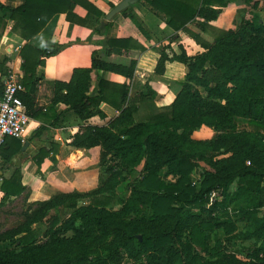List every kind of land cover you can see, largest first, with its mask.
I'll return each mask as SVG.
<instances>
[{
  "label": "trees",
  "instance_id": "1",
  "mask_svg": "<svg viewBox=\"0 0 264 264\" xmlns=\"http://www.w3.org/2000/svg\"><path fill=\"white\" fill-rule=\"evenodd\" d=\"M142 1L169 27L186 32L204 50L192 56L183 49L171 56L161 51L153 71L168 75L166 61L183 63L185 72L174 79L181 88L170 104L156 107L135 122L137 102L144 101L149 92L139 93L123 107L127 100L126 84L97 78L91 88V74L98 69L133 76L140 51L132 50L138 46L131 37L105 36L100 47L92 49L88 67L74 68L68 81L53 82L50 103L44 108L34 106L39 79L35 68L41 63V56L57 53L61 45L47 42L44 49H40L24 42L20 47L21 82L25 90L19 95L30 117L48 120L55 103L61 101L67 105V110H72L80 119H87L95 114L103 115L99 105L105 102L122 108L120 122L128 119L132 122L119 129V133L104 125L79 126L68 143L76 148L100 146V164L107 173L104 181L88 191H57L48 198L33 200L24 209L20 222L0 230V241L8 240L11 244L10 248L0 249V264H119L124 257L135 264H196L201 253L195 244L206 249L209 230L220 223L226 231L232 230L231 221L219 219L225 214L213 213L223 212L233 198L229 188L235 179L242 182L238 191L244 193V200L254 202L255 206L264 203V196L256 193L264 191L260 186L264 176V135H261L264 130V18L260 20L252 13L251 18L242 20L241 30L245 34L248 30L251 32L249 38L243 40L237 35L240 26L234 30L210 23L231 0ZM74 4L83 6L97 19L104 16L89 0H23L17 6L0 3V24L5 23L7 16L12 20L11 31L28 40L55 13L65 12L69 21L105 33L109 22L98 19L94 25L93 21L73 11ZM113 5L111 3V7ZM121 13L148 34L131 4ZM190 24L210 39L190 28ZM5 68L4 61L0 62L1 75ZM236 116L253 123L257 127L255 132L234 130ZM202 124L214 130L213 136L191 137V132ZM44 128L42 125L35 132L40 133ZM22 147L20 138L7 136L0 145V153L9 160ZM48 152L39 147L31 156L36 172H40ZM211 153L214 154L211 156ZM221 153L227 155L214 158ZM198 160L206 161L211 168L201 167ZM140 163L138 178L129 194L125 199L119 198L117 185L127 180ZM164 165L167 173L175 175L174 180L159 174ZM195 171L199 175L192 180ZM213 188L222 190V199L206 207L208 199L212 200L209 192ZM24 190L20 169L15 168L9 177L0 179V203ZM114 203L120 206L109 208ZM141 205L149 210L145 216L141 215ZM61 208L70 209L63 219L57 214ZM243 211L248 215V209ZM41 221L47 224L43 232L39 226ZM263 229L262 218L253 234L258 235ZM69 231L72 233L67 235ZM39 235L42 239L35 240ZM247 236L245 232L243 237ZM214 243L211 248L222 246L219 238ZM247 257L253 263H258L254 262L256 260L263 263L264 240L249 249ZM223 259L225 264L251 261L240 262L242 260L233 255Z\"/></svg>",
  "mask_w": 264,
  "mask_h": 264
},
{
  "label": "crops",
  "instance_id": "2",
  "mask_svg": "<svg viewBox=\"0 0 264 264\" xmlns=\"http://www.w3.org/2000/svg\"><path fill=\"white\" fill-rule=\"evenodd\" d=\"M89 1L102 10L104 16L98 19L103 21L105 14L111 8V3L115 4L119 0ZM22 2L23 0H0L1 4L7 6H17ZM131 5L137 20L148 34L145 35L141 32L135 22L129 16L122 14L121 11L114 14L107 21L109 26L106 28L105 33H98L92 31V27L71 22L66 18L65 12H57L35 36L25 40L11 31L12 20L5 16V23L0 24V62L4 61L6 68L5 72L2 75L0 74V79L4 80L8 75H15L21 79L23 69L21 67L22 57L19 51L24 42H28L40 49H44L47 42L60 44L61 46L57 53L41 56V63L35 68V75L39 79L37 92L34 94V106L44 108L50 103L53 82L55 80L68 81L74 68L88 67L91 62L92 49L99 48L100 41L105 36L131 37L134 44L138 46L132 50L140 51L137 55L133 76L129 78L114 71L98 69L91 74V88L94 87L97 78H102L115 84H126L127 100L123 107L139 93L149 92L144 101L137 102L138 109L134 113L133 122L145 118L150 112L155 111L156 107L170 104L181 88V84L174 81V79L183 75L185 67L183 63L176 60L166 61V71L168 72L166 73L168 75L155 73L153 67L161 51L171 56L173 53L179 54L181 49H183L188 56H192L203 51L204 48L186 32L175 31L169 27L161 18L152 13L142 0H137ZM246 7L249 9L251 6L244 0H231L223 7L219 17L210 21V23L221 28H231L230 25L225 26V23H222L226 9H233L235 13L242 14ZM73 11L93 21L94 25H96L98 20L96 15L83 6L74 4ZM262 19L260 18V20ZM189 26L194 30L200 31L193 24ZM201 34L205 38L210 39L207 34L202 32ZM89 36L90 40H88ZM139 47H143V49L139 50ZM99 107L103 115L95 114L87 119H80L72 110L66 109L67 105L65 103L59 101L55 103L51 112L52 115L48 120L30 117L24 127L22 137H20L23 144L20 152L14 154L9 160L4 159L0 153V162H7V166H4L0 171V179L2 176L9 177L15 168H19L21 182L30 190L32 200L48 198L57 191L90 190V188L95 186L93 175L91 178L90 174L86 173L85 170H77L75 168V177H73L71 174L73 169L69 168L68 160L74 154L75 164L77 165L79 161L95 158L100 152V146L76 148L68 143L72 134L78 130L80 125L86 123L108 126L110 130L116 131L125 128L132 122L131 119L120 122L118 118L122 108L112 107L105 102H101ZM42 125L45 128L40 133L35 132L39 131ZM213 134L214 130L211 127L202 124L194 129L190 136L195 139H206L212 137ZM52 146L54 148L50 150ZM39 147H43L49 152L40 165V172H36L37 166L31 156L36 153ZM225 155L227 154L221 153L215 155L214 158H220ZM51 156H54L56 161H53ZM54 162L59 167L51 168L50 166ZM140 164L142 165V163ZM68 168L70 172L65 176L64 173H66ZM166 169L165 165L162 166L159 174L168 180H174L175 175L167 173ZM61 173L64 174L63 177L60 176ZM198 175V171H195L192 180H195ZM241 184L242 182L238 179L232 182L229 192L234 196L227 203V206L223 208L225 215L220 214L221 212L219 211L213 213L223 215L219 218L220 220L228 219L231 221L233 224L232 230L226 231L222 223L216 225L209 230V242L211 240L214 242L218 238L223 242V238L226 239L230 234H235L251 241L252 247L264 240V229L260 230L258 235L253 234V232H257L255 225L259 224L262 218L264 219V203L255 206L254 202L244 200V193L241 194L239 193L241 190L238 191ZM260 186L264 190V176ZM50 189H53V191L49 192ZM256 193L264 196V191L261 192L259 190ZM213 201L208 199L205 206H211ZM243 209H248V215L244 213ZM245 232L249 236L243 237Z\"/></svg>",
  "mask_w": 264,
  "mask_h": 264
},
{
  "label": "rangeland",
  "instance_id": "3",
  "mask_svg": "<svg viewBox=\"0 0 264 264\" xmlns=\"http://www.w3.org/2000/svg\"><path fill=\"white\" fill-rule=\"evenodd\" d=\"M246 3L250 5L251 7L249 9L248 7H246L245 10H243L242 14L235 13L233 9H226V12H224V17H223L224 20H222L223 21L222 23H225L224 24L225 26L230 25L231 28L234 30L239 28L240 26L239 28L240 32L237 35L238 37H242L243 40L249 38V36L251 35L250 34L251 32L248 30L247 34H245L243 32V29L241 30V27L243 26L242 20L246 18H251L252 13H256L260 18H264V0H253L250 2H246ZM227 20H230V21H227ZM256 129L257 127L253 123L249 122L247 118L236 116L234 130L236 131L246 130V131L255 132ZM261 131H260L261 135H264V130H261ZM117 132L119 133V130L115 131V133ZM212 154L214 153H211V156ZM211 156L209 155V157ZM68 162L70 164L69 168L73 169L71 171V174L73 177H75V168L77 170H83V171L85 170L86 173L90 174L91 178L93 175V177L95 178L94 187L101 184L107 175L106 171L101 167L99 154L97 157L91 158L90 160L79 161L77 165L75 164V155L73 154L71 155ZM106 165H107V161L105 163V166ZM140 165L141 164H138L136 165V168L134 167L135 168L134 171L131 173V176L128 177L127 180L121 181L120 184L117 185L116 191L118 193L119 198L125 199L127 195L129 194L130 187L136 182L138 178V170L141 167ZM199 165L201 167L211 168V166L204 160H199ZM4 166H7V162L4 163L3 161H1L0 171L3 169ZM50 167L57 168L59 166H57L56 162H54L53 165H51ZM69 168L68 170L66 169V173H64L65 176L69 174L70 172ZM125 171L127 172V169H125ZM122 172L124 173V171ZM64 174L61 173L60 176L63 177ZM195 175L194 177H196ZM51 191H53V189L49 190V192ZM32 202L33 200L30 197V190L25 187V190L21 194L15 197L6 199L2 203H0V230L5 229L9 226H13L17 224L18 222H20L22 220V213L24 209ZM119 206H120L119 203H114V204H110L109 208L115 209V208H118ZM141 211H140L141 215L143 216L147 215L149 212L147 207H145L144 205H141ZM69 212H70L69 208H61L57 214L60 219H63L69 214ZM224 212H221L220 214H225ZM39 226H40L41 231L43 232V230H45V228L47 227L46 221H41ZM71 233L72 232L69 231L66 234L69 235ZM39 239H42L41 235L37 236L35 240H39ZM214 244L215 243L213 242V240H211L207 248L204 250L201 246H199V244H195L196 250H198V252L201 253L200 254L201 258H197L195 261L196 264H225L223 258L226 255H233L235 258L242 260L240 262H244V261L246 262L247 260H251L250 258L247 257L248 250L252 248L251 241L244 239L238 235L230 234L229 237H227L226 239L223 238V242L221 246L222 248L219 247L220 249L216 248L215 246L211 248V246ZM10 247H11V244L8 240L0 241V249H7ZM247 262L249 264H264L263 260H262L263 263H260V260L254 261L258 263H253V260L247 261ZM119 264H135V263L128 257H124Z\"/></svg>",
  "mask_w": 264,
  "mask_h": 264
},
{
  "label": "built area",
  "instance_id": "4",
  "mask_svg": "<svg viewBox=\"0 0 264 264\" xmlns=\"http://www.w3.org/2000/svg\"><path fill=\"white\" fill-rule=\"evenodd\" d=\"M21 79L15 75H8L2 80L0 87V145L5 137H22L25 125L30 119L26 106L20 97V92L24 91ZM222 190L213 188L209 192L212 200L222 199Z\"/></svg>",
  "mask_w": 264,
  "mask_h": 264
},
{
  "label": "water",
  "instance_id": "5",
  "mask_svg": "<svg viewBox=\"0 0 264 264\" xmlns=\"http://www.w3.org/2000/svg\"><path fill=\"white\" fill-rule=\"evenodd\" d=\"M137 0H119L117 3H115L105 14V17L103 19V22H107L109 19L112 18L114 14L117 12H120L121 10L128 7L130 4L134 3ZM139 239H141V235H137Z\"/></svg>",
  "mask_w": 264,
  "mask_h": 264
}]
</instances>
